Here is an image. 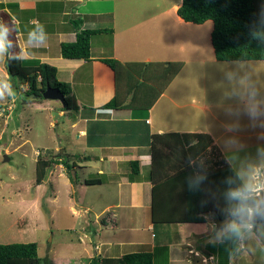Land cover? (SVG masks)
Returning a JSON list of instances; mask_svg holds the SVG:
<instances>
[{
    "label": "rangeland",
    "instance_id": "rangeland-1",
    "mask_svg": "<svg viewBox=\"0 0 264 264\" xmlns=\"http://www.w3.org/2000/svg\"><path fill=\"white\" fill-rule=\"evenodd\" d=\"M26 1L35 4L34 8L23 11H28L27 14L13 13L7 8L0 10V20L7 22L11 15L23 19V23L36 20L39 28L46 27L45 31L57 27L55 22L63 9L61 0H0V3ZM177 1L80 0L73 4L75 9L71 12L74 14L68 19L82 17L75 15L78 11L84 14L88 28L104 24L112 28L110 16L102 15L98 19L88 16L89 12L103 14L119 10L121 30L117 40L122 49V44L131 48L128 54L137 59L149 57L158 61L163 58L182 65L169 93L187 107L182 111L184 120H180L183 126L171 125V129L210 132L216 142L208 153L216 156L217 165L221 166V160L225 161V166L230 164L247 189L259 184L264 186V61H217L210 39L212 21L203 27H187L188 34L184 36L183 25L179 28L174 20L177 13L171 11L168 15L156 9H172ZM127 10L130 16H125ZM259 11L264 13V6H260ZM163 21L171 22L162 26ZM122 52L120 55H124ZM4 72L0 63V77L6 78ZM137 78L135 76V82L141 79ZM20 86V90L15 91L11 84L15 96L0 101V244L37 243L39 256L46 258L49 264H87L85 258L87 252L91 255L92 245L84 235L90 237V234L74 211L83 209L84 212L80 206L95 202L101 196L99 188L77 189L68 169L57 164L40 168L38 173L39 161L59 162V139L65 160L73 166L71 175L75 171L78 180L83 181L85 164L79 156L84 153L74 144L67 119L58 122L56 132L53 117L54 112L61 110V103L31 95L28 98V86ZM164 102L154 111L157 120L163 114L160 112ZM172 113L170 121L176 122V112ZM43 169L46 177L40 181L38 175ZM96 172L92 170L89 178L94 179ZM232 178L231 175L228 179L232 181ZM221 208L219 204L213 210ZM255 225L252 231L262 235L264 240V223ZM98 240L95 236L94 242ZM251 249L252 264H263L264 252L260 249L264 250V244L255 243Z\"/></svg>",
    "mask_w": 264,
    "mask_h": 264
},
{
    "label": "crops",
    "instance_id": "crops-1",
    "mask_svg": "<svg viewBox=\"0 0 264 264\" xmlns=\"http://www.w3.org/2000/svg\"><path fill=\"white\" fill-rule=\"evenodd\" d=\"M59 2L62 3L63 9L57 17V22H55L57 27H54V30L45 31L46 27L39 28L36 25V20L23 23L14 16L7 17L6 23L10 29L7 40L11 41V45L7 50L9 55L6 53L5 57L0 58V63L3 64L6 78H9L5 68L6 58L24 50L21 58L39 59L41 62L55 67L57 79L60 82L68 83L71 87L79 110L62 111L63 105L60 102L62 108L59 113L62 115L61 120H68V129L74 144L80 146L79 150L84 153L79 157L84 161L83 173L86 178L83 181L78 180L75 187L77 189L85 186L86 188L98 187L101 194L91 205L80 206V208H84V212H82L83 209L74 211L80 215V219L84 223L82 226L90 234V237L88 234L84 235V238L92 245L91 255L87 252L88 257L85 258L87 264L93 258L120 259L133 253L153 254L154 264H252L251 247L258 242L261 245L264 244L262 235L252 231L256 226L252 222V210L249 219L245 222L230 218L220 220L214 211L201 213L200 216L204 218L202 223L174 221L188 213V206L198 208L196 203L191 205L189 198L185 197L186 189L182 186L185 174L180 176V180L177 182L171 183L159 200L158 218L165 221L155 222L153 220L155 183L164 182L167 178L177 174L181 175L186 169V164L183 162L184 152H181L183 150L178 144L179 136H174V134H206L211 139L212 147L216 142L210 132H205L202 129L195 131H174L171 129V125L183 126L180 120L185 114L182 111L187 107L186 103L183 105L176 96L169 93L170 87L177 77L149 109H147L148 102L146 101L140 105L141 109L137 110L102 109L115 97L118 86L121 90H125L126 95L128 94L125 83L117 84L116 73L102 62L103 59H116L124 65L135 62L171 63L173 60L161 58L154 61L149 57L137 59L128 54L131 53V48H126L122 44L123 50L117 40L119 30H121L119 28V10L103 14L89 12L88 16L98 19L102 15L110 16L113 22V33L98 34L92 37V58L90 60L64 59L61 54V44L76 40V31L71 24L72 20H69L68 17L74 14L71 12L72 9H75L73 4L80 0H61ZM18 4L23 11L35 7L34 3L31 4L28 1ZM181 4L182 0H179L173 4L172 9L163 7L156 9L170 15L171 11L177 13ZM75 15L82 16L84 21L82 29L107 28L106 24L88 28L84 14H78L76 11ZM130 15L131 12L127 10L125 16ZM174 20L179 28L183 25L185 31L182 34L184 36L188 34L187 27L197 25L185 22L178 14ZM170 22L163 21L161 25H170ZM204 25L205 23L200 26ZM33 30L37 33V38L30 43L29 32ZM43 33H47V46L39 47L41 43H44L40 39V35ZM180 36V39H183L182 35ZM121 52L124 55H120ZM127 97L130 100L131 95L129 94ZM163 100L165 102L162 105V112H160L163 114L159 116L160 120H157L154 111ZM173 110L178 117L176 122L170 121ZM154 136L162 137L158 138L156 146L153 147ZM209 148L206 151L208 159H210ZM71 155L74 153L69 154L68 157ZM132 162L138 163L135 165L139 171L138 175L133 173ZM200 162L206 166L205 173L211 174L212 163L206 164L208 161L204 160ZM193 163L194 161H191L190 164ZM92 170L97 171L94 179L89 178L93 175ZM214 170H217L216 166ZM151 172L154 177H151ZM97 180L100 182L98 185H88L87 183V181ZM207 190H205V195L214 198L211 192L213 187L209 186ZM249 191L259 198L260 203L264 200L262 184L249 189ZM103 196L107 199L103 200ZM98 202L99 205H95ZM95 236L99 238L96 243L94 242ZM260 250L264 252L263 249ZM240 257L244 263H241Z\"/></svg>",
    "mask_w": 264,
    "mask_h": 264
},
{
    "label": "trees",
    "instance_id": "trees-1",
    "mask_svg": "<svg viewBox=\"0 0 264 264\" xmlns=\"http://www.w3.org/2000/svg\"><path fill=\"white\" fill-rule=\"evenodd\" d=\"M260 6H264V0H182L177 14L188 23L202 25L208 21L213 22L211 44L217 61H264V13L259 11ZM7 8L11 9L13 13H21V15L28 13V11L23 13V10L16 3H0V10ZM17 19L23 22V19L18 16ZM83 23L81 17L71 21L76 31V40L61 44V54L64 59L90 60L92 58V37L98 34L113 33L112 28L82 29ZM7 55H9V51H7ZM9 57L6 58L5 68L15 91L20 90V84L27 85L26 97L29 98L30 95L41 96L46 87L50 85L60 89L65 95V107L62 111L79 110L70 85L57 79L55 67L43 63L39 59H9ZM102 62L116 73L117 84L125 83L126 90L129 89L126 95L125 90H121L118 86L115 97L103 106L102 109L105 110H137L141 109L140 105H143L145 101L148 102L147 109H149L177 77L182 67L181 64L175 62L133 63L123 66L119 61L112 58L103 59ZM135 76L138 77L137 79H141L135 82ZM132 88L133 90H131ZM129 94L131 95L130 100L127 97ZM174 136H179L178 144H182L183 157L185 156L183 162L186 164V169L181 175L177 174L167 178L164 182L155 183L153 188V220L155 222L158 220L165 221L158 218L159 200L162 198L165 189L171 183L180 180V176L185 174V181L182 185L186 189L185 197L189 198L191 205L196 203L198 208L188 206V213L174 221L202 223L204 218L200 214L207 211H214L220 220L230 218L231 220L247 221L250 217V211L253 212L260 205V200L244 186L229 164L225 166L224 160H221V166H219L217 165L218 161L215 162L214 155L211 154L210 159L206 157V151L212 144L210 137L200 133L174 134ZM161 137L154 136L153 147L156 146L158 138ZM58 158L59 162L53 160L39 161L38 173L40 168L47 166L51 168L53 164H57L68 169L73 183L78 182V176L76 175V179H74L71 175L73 166L67 163L64 156L59 155ZM202 160L208 161L206 164L212 163L211 174L205 173L207 169H205L204 163L200 162ZM191 161H194L192 165L190 164ZM135 165L138 163H131L133 173L138 175L139 171ZM215 166L217 170H214ZM200 168L202 169L199 170ZM231 175L233 176L232 181L228 179ZM38 177L40 181L44 180L46 177L45 169ZM151 177H154L152 172ZM213 180L219 185H215ZM87 183L88 185L100 184L98 180L87 181ZM209 186H213L211 192L214 198L205 195V190ZM219 204H222L221 210H213V207ZM254 223H264V209L257 212ZM0 264H49V262L46 258L39 256L37 243H10L0 244ZM89 264H154V257L151 253H133L120 259L93 258Z\"/></svg>",
    "mask_w": 264,
    "mask_h": 264
},
{
    "label": "clouds",
    "instance_id": "clouds-1",
    "mask_svg": "<svg viewBox=\"0 0 264 264\" xmlns=\"http://www.w3.org/2000/svg\"><path fill=\"white\" fill-rule=\"evenodd\" d=\"M43 27V25H41ZM0 58L4 56V54L7 52L8 48L11 45V41L7 40V36L9 34V27L6 22L0 20ZM37 38V33L35 30L32 32H29V42H33ZM46 38L47 33H43L40 35L41 41H44V43H41L39 47H46ZM35 46V45H33ZM24 50H21L19 54H16L14 56H10L9 59H20L23 56ZM14 91L11 87V82L9 78L0 77V101L5 100L8 97H14ZM77 175V174H76Z\"/></svg>",
    "mask_w": 264,
    "mask_h": 264
},
{
    "label": "water",
    "instance_id": "water-1",
    "mask_svg": "<svg viewBox=\"0 0 264 264\" xmlns=\"http://www.w3.org/2000/svg\"><path fill=\"white\" fill-rule=\"evenodd\" d=\"M31 97L33 98L34 95H31ZM38 99H44V100H49V101H59L62 103L63 107H65V95L60 91V89L55 88V87H51L50 85H48L46 87V90L44 93H42V95L38 98ZM62 119V115L59 112H54V117H53V122L56 123V132L58 130V125L57 123ZM58 148L60 150V156L64 155V149L61 146V141L58 139ZM5 161L9 160V157L6 155L5 156ZM73 174V178L76 179V172L72 171ZM261 209H264V200L261 201L260 205L253 210L252 212V222L255 221V215L257 214V212Z\"/></svg>",
    "mask_w": 264,
    "mask_h": 264
},
{
    "label": "flooded vegetation",
    "instance_id": "flooded-vegetation-1",
    "mask_svg": "<svg viewBox=\"0 0 264 264\" xmlns=\"http://www.w3.org/2000/svg\"><path fill=\"white\" fill-rule=\"evenodd\" d=\"M37 99L40 97V96H36V95H34ZM64 156V155H63ZM67 157H68V155H67Z\"/></svg>",
    "mask_w": 264,
    "mask_h": 264
}]
</instances>
